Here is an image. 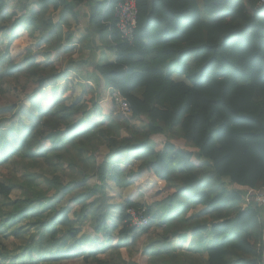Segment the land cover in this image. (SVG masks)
<instances>
[{
    "label": "trees",
    "instance_id": "16d2710c",
    "mask_svg": "<svg viewBox=\"0 0 264 264\" xmlns=\"http://www.w3.org/2000/svg\"><path fill=\"white\" fill-rule=\"evenodd\" d=\"M122 1L106 0L96 15L109 23L118 56L100 72L131 109L126 117L113 105L115 130L85 125L84 100L43 108L39 94L55 75L48 67L27 72L10 62L15 37L5 31L15 15L0 0V93L3 80L21 75L30 80L21 93L34 86L24 97L28 106L22 99L0 105V167L18 160L31 169L42 161L50 169L28 175L29 187L14 201L17 185L0 182V264L119 263L129 237L135 247L144 235L143 253L157 264H186L171 245L188 234L194 238L188 250L199 241L207 264H264L261 208L241 207L250 191L264 192V6L260 0H135L138 24L130 44L116 27ZM135 120L145 128L136 129ZM154 136L165 138L161 152L150 147ZM104 146L141 154V170L166 183L179 180L183 188L155 203H109L106 181L120 185L133 172L99 160ZM65 167L83 177L59 176ZM92 176L101 186L87 185ZM192 189L195 195L184 197ZM130 208L149 217L148 225H133ZM108 254L106 263L99 260Z\"/></svg>",
    "mask_w": 264,
    "mask_h": 264
},
{
    "label": "crops",
    "instance_id": "0c3cea01",
    "mask_svg": "<svg viewBox=\"0 0 264 264\" xmlns=\"http://www.w3.org/2000/svg\"><path fill=\"white\" fill-rule=\"evenodd\" d=\"M57 2L58 7L55 8L54 5L44 6L34 0H7V14L15 15L7 27L27 41L24 52L16 55L9 52V60L27 72L29 68L38 65L52 69L55 79L39 94L44 98V109L51 108L55 102H63L68 106L84 100L87 101L88 111L85 125L93 124L100 129L109 126L115 130L119 129V122L111 125L117 116L110 100L111 88L100 72V68L115 64L118 58L117 42L112 36L109 23L104 20L99 23L96 20L98 7H104L106 0H87L80 4H75L72 0ZM26 105H29L27 99ZM137 122L140 121L135 120L132 125ZM140 123V129L145 128V124ZM171 141L181 149L195 151L183 139ZM164 142L165 138L162 136H154L149 141L150 147L157 152L162 151ZM98 159L107 161L113 168L133 172V177H123L120 185L112 178L106 181L104 193L109 197L108 202L111 204L126 200L138 203L144 194L149 195V202L155 203L167 194L183 188L179 180L166 183L148 170H141V154L132 151L109 152L104 146L100 149ZM87 185L101 186V182L92 176ZM184 192V197H193L196 189ZM248 203L259 206L264 219V203L257 202L250 193L243 199L241 207ZM140 240L138 245L140 243L141 260L144 259V264H157L153 256L144 255L142 247L146 240L143 243ZM192 242L194 238L188 234L185 237H177L171 247L184 254L186 264H207L206 256L198 244H195V249L188 250ZM128 243V249H132L131 237ZM173 256L175 261L176 255ZM119 263L130 264L123 257Z\"/></svg>",
    "mask_w": 264,
    "mask_h": 264
},
{
    "label": "rangeland",
    "instance_id": "374dc122",
    "mask_svg": "<svg viewBox=\"0 0 264 264\" xmlns=\"http://www.w3.org/2000/svg\"><path fill=\"white\" fill-rule=\"evenodd\" d=\"M5 33L8 37H12V38L15 37L13 39L14 45L9 47L8 53L12 52V54L16 55L17 53H21V52L25 51L26 44H27L26 38L19 37V36L15 35L14 33H12L10 31L9 28L5 31ZM3 46H4V44H3ZM1 48H0V51H1ZM3 50H4V48H3ZM1 72L2 71H0V73ZM20 77H21V79H19ZM2 83H3L2 88L4 90V93H2V94L0 93V105H7L8 103L16 102V100L20 101L21 99H22V101L26 102V99L24 97L26 96L27 93L31 94L33 92V89H34V86L32 87V85L29 84L27 86L28 92H26V94L21 93L20 87L28 84V78L26 76H23V75L16 77V79L15 78L5 79V80H3ZM17 103H19V102H17ZM140 126H141L140 122H137L134 125V127L136 129H140ZM17 131H20V130H17ZM17 161H15L16 164H14V165L8 164V165H1V167H0V182L8 184V182L11 181L17 185V187L14 189V191L11 194V199L13 201L16 199L22 198L24 195V191L26 190L25 188L29 187L28 186L29 183L26 181V177L28 175H30L31 173H36V174L41 175V172H47V173L50 172L49 167L46 166L45 163H43L42 161H40L39 166L36 167L35 169H31L29 166H23V164H21ZM58 174L61 177H68L71 179L74 178L77 180H80L83 177V175H82L83 173L81 171H79L77 169H68V167H65L64 171L63 172L60 171V172H58ZM41 186L43 187V184H40V186H38V187L41 189L42 188ZM50 194H52V193H50ZM148 198H149V195L144 194L143 197L141 198V201L147 202ZM145 240H146V235L140 241L143 243ZM197 244L199 246L201 245L199 241L197 242ZM139 247H140V243H139V245L137 243V245L135 247H132V249H128V250L122 249L121 251H122L123 259H125L130 264H138V263L144 264V261H143L144 259L141 260V257H140L141 252H140ZM12 249H10V250H12ZM98 257H99V260L103 261L104 263H106L105 261L111 259L109 254L106 256L99 255ZM61 264H86V262H84L81 259H79V260L73 259L70 261L63 262ZM87 264H89V263H87ZM93 264H97V263H93ZM109 264H121V263L109 262Z\"/></svg>",
    "mask_w": 264,
    "mask_h": 264
},
{
    "label": "built area",
    "instance_id": "2783aa9c",
    "mask_svg": "<svg viewBox=\"0 0 264 264\" xmlns=\"http://www.w3.org/2000/svg\"><path fill=\"white\" fill-rule=\"evenodd\" d=\"M258 6H264V0H260ZM115 14L118 19L116 27L123 39L128 43L133 44L138 24V9L135 0H123L118 4ZM110 97L111 103L116 109V113H121L126 117L130 116V105L127 99L119 91L111 89ZM249 193L250 195H253V198L257 200V202L264 203V192L259 193L251 191ZM249 205V203L246 204L243 209L247 208ZM127 212L132 219L133 225L138 228L148 225L150 218L144 216L142 212H139L134 208H130Z\"/></svg>",
    "mask_w": 264,
    "mask_h": 264
}]
</instances>
